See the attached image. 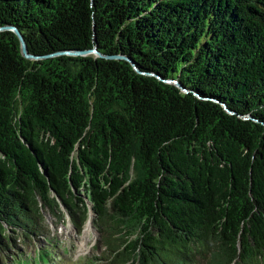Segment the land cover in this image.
I'll return each mask as SVG.
<instances>
[{"label":"trees","instance_id":"16d2710c","mask_svg":"<svg viewBox=\"0 0 264 264\" xmlns=\"http://www.w3.org/2000/svg\"><path fill=\"white\" fill-rule=\"evenodd\" d=\"M9 25L191 93L0 33V264L47 215L109 264H264V0H0Z\"/></svg>","mask_w":264,"mask_h":264},{"label":"rangeland","instance_id":"374dc122","mask_svg":"<svg viewBox=\"0 0 264 264\" xmlns=\"http://www.w3.org/2000/svg\"><path fill=\"white\" fill-rule=\"evenodd\" d=\"M47 217L51 224L53 244L46 239L29 247L18 243L13 252L3 258L4 262L1 264H109L101 260L104 254L98 245L99 235L92 223H88L80 234L74 230L69 219L57 227L56 221L50 215ZM55 252L64 257L63 263L51 258Z\"/></svg>","mask_w":264,"mask_h":264},{"label":"water","instance_id":"95a60500","mask_svg":"<svg viewBox=\"0 0 264 264\" xmlns=\"http://www.w3.org/2000/svg\"><path fill=\"white\" fill-rule=\"evenodd\" d=\"M5 32H11L13 33L19 40L20 44H21V51L23 56L26 59L29 60H33V61H39V60H45V59H50V58H55V57H60V56H69V57H88V56H94L97 59H104L107 61H126L128 63L131 64V66L133 67V69L135 70V72L141 76H147V77H154L156 79H158L159 81L167 84V85H173L175 87H177L178 89H180L182 91L183 94H190L191 91L185 89L177 80H165L162 77L154 74V73H146L140 70V68L136 65V63L128 58L127 56H122V55H114V56H110V55H103L102 53H100L97 49V47L91 49V50H87V51H63V52H59V53H55L52 55H48V56H44V57H39V56H34L31 55L29 53V48L28 45L26 43V40L23 36V34L20 32V30L15 27V26H4V27H0V33H5ZM195 97H197L200 100H205V101H209L210 98H203L202 96H200L199 94H194ZM212 102L218 104L219 106H222V108L224 109V111L226 113H228L231 116H237L236 113L232 112L231 110L228 109V107L222 103H220L217 100H213L211 99ZM245 120H248L249 118H244Z\"/></svg>","mask_w":264,"mask_h":264}]
</instances>
